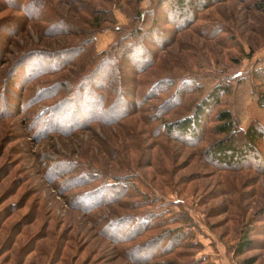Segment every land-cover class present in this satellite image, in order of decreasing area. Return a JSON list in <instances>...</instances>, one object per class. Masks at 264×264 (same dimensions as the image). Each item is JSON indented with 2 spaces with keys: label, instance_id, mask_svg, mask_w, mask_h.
Here are the masks:
<instances>
[{
  "label": "rangeland",
  "instance_id": "obj_1",
  "mask_svg": "<svg viewBox=\"0 0 264 264\" xmlns=\"http://www.w3.org/2000/svg\"><path fill=\"white\" fill-rule=\"evenodd\" d=\"M49 1L71 29L42 33L29 22L0 44V264H247L249 259L264 264V166L222 169L205 156L208 143L222 137L210 131L213 122L196 148L158 129L191 115L217 83L230 85L231 93L216 110L230 109L242 129L254 121L264 127V110L257 102L264 87L251 75L264 58V13L247 1L223 0L203 10L189 27L161 21L164 31L153 37L154 45L146 41L144 60L123 67L124 97L131 95L130 104L120 103L112 111L109 94L101 108L96 97L89 104L83 98L71 104L76 89L40 101L39 95L53 92L47 80L77 84L88 72L77 75L72 63L61 74L28 81L31 66L16 60L28 50L78 45L83 39L79 33L89 28L88 10L98 16L111 9L118 25L129 30L140 24L129 18L132 6L128 0ZM157 1L141 0L138 6L152 9ZM12 13L5 10L0 20ZM105 31L97 36L96 51L107 52L116 40L112 30ZM110 67L112 63L88 85L104 84L112 94L118 84ZM58 103V113L68 109L70 126L55 129L46 120ZM243 143L238 140V147ZM105 184L124 186L126 195L83 208L112 195ZM136 199L143 201L137 200L140 207ZM158 213L171 223L155 222L159 228L137 237L140 226L126 232L130 219L117 222ZM165 229L172 235L190 231L191 245L198 247L181 246L165 254L172 247L159 238ZM246 232L252 248L235 255Z\"/></svg>",
  "mask_w": 264,
  "mask_h": 264
},
{
  "label": "trees",
  "instance_id": "obj_2",
  "mask_svg": "<svg viewBox=\"0 0 264 264\" xmlns=\"http://www.w3.org/2000/svg\"><path fill=\"white\" fill-rule=\"evenodd\" d=\"M140 1L141 0H128V3L132 6L133 11V14L131 13L129 18H134L133 21L140 22L139 25L130 27L129 30H127L128 26L118 25L115 15L111 9H104V11L100 12L101 14L98 16H93V12L88 10V16L92 18L88 17L87 19V21H89V28L79 33L83 39L78 45H71L70 47L63 49H53L52 51L46 49H33L28 50L21 56L19 55L16 60V64L24 62L21 63V65L24 66L27 63L31 66L30 77H27L28 81L33 80L39 75L54 76L56 74H61V72H63L67 66L72 63V65L76 68L75 73L77 75L88 72L87 75L80 76L77 84H74L72 80H47V84H50L48 85V90L53 89V92L52 94L39 95V100H53L56 96H60L61 92L68 93L69 90L76 89V99L69 100L73 105L77 103L79 98H83L81 102L89 104V102L92 103L96 97L99 98V103L97 104V101H94V103L101 108V105H105L107 103V95L105 94H109L112 98H114L113 101L108 103L110 107L109 109L112 111H114L120 103H124L126 105L130 104V100L127 98L131 95L124 97V94L127 92V87L124 86L125 79L123 77V67L125 66V62L126 64L131 63L132 66L135 67L136 65L133 61L144 60L146 53L149 51L146 49V41L148 40L150 45H154L156 41L153 37L158 39L160 36L159 34L164 31L163 24L160 22L167 19L171 24H173L174 28L189 27L198 18L203 10L223 0H158L152 9L145 10L138 6ZM241 1H247L252 9L264 13V0ZM6 8L12 10L13 13L9 18L0 20V34H3V37H5L4 39L0 38V44L6 38L9 39L10 35H14L18 29L27 25L29 22L37 23L38 25H36V28L42 33L45 31L53 34L54 31L58 32V28L61 29L64 26L70 29L72 28L71 23H69L67 19L62 16V13L56 10V6L49 0H0V13L8 10ZM80 8L84 9V6L82 5ZM102 22H104L103 25H101ZM105 30H112L115 34L114 40H116L115 42L113 41V45L109 46V50L107 52H105V50L96 51L97 36ZM69 33L72 34L70 31ZM0 52L2 55L3 50L0 49ZM134 58L135 60H133ZM260 62V66L252 69L251 75L257 82V86H259L262 90L264 87V58ZM111 63L113 64V67H110L109 71L114 72L112 80L113 83L118 84V86L114 85L117 89H114L111 94V90L109 91L104 84H99L96 87H93L96 92L98 90L103 93L97 92L96 94L98 95H96L94 93V88L91 86V89L88 84L93 83L94 78L97 77L99 73H104L105 75V69L106 67L111 66ZM41 64L42 70H40ZM149 64L150 62L146 64V67ZM134 70L136 69L134 68ZM134 82H136V79H134ZM134 86V96L136 97V92H138L137 84H134ZM230 93V85L217 83L197 103L191 115H187L172 122H165L163 123V128L162 125H159L158 129L164 131L162 133L168 136V138L177 139L186 143L185 145L190 148H196V145L199 143L203 135L210 129V122H213L214 125L211 127L210 131L215 134H220L222 137L208 143L204 149L205 156L215 161L222 169L236 170L239 167H243L245 169H249L251 166L254 168L263 167L264 127L261 123L254 121L246 129H242L230 109L222 108L216 110L217 106L221 105L224 102V98ZM257 99L258 105L264 110V91L260 92ZM60 109L59 103L54 105L50 109L48 119L46 120V123L58 127L55 129L63 128L67 125L70 126V124L66 123L68 109L58 113ZM75 111L76 116H78V111ZM128 114L130 113H126L125 115ZM74 116L75 115H73L72 118ZM158 119H160V115L158 116ZM240 139L243 140L244 143L242 144V147L239 148L238 140ZM103 186L105 189L109 190L108 192L112 191V195H108L105 199H98L95 202H91L88 205L83 206V208H95L99 205L105 204L106 202L119 199L121 196L126 195L123 194V191L126 190L124 186L116 184H105ZM132 197L137 198L136 195H133ZM92 198L97 199V196L93 195ZM137 200L140 202L142 201L141 199H136L134 202L136 205H134L136 207H140L141 203H137ZM122 219H130L129 222L131 225L130 227H127L125 230L126 232L129 230L135 232L137 227H141V229H138L139 233H136L135 237L139 236L142 231L155 230L156 228H159V225H152L155 222L162 221L165 225L171 223H167L166 219H163L159 213L147 215L144 219L135 218L133 216H129V218H127V216H125L120 220H117V222H120ZM111 221L112 220L106 222L105 224H108ZM163 224H161V226ZM164 231L166 232L165 234L164 232L159 233L160 240H163L169 246L172 245V247L169 248L165 254L173 253L174 250L179 249L181 246H192L194 244V247H198L196 243H192L191 245L192 239L190 231L180 229L175 235H172V232L169 229H165ZM248 235V232L243 233L241 241H239L235 246V255H240L244 251L252 248L253 241L250 240ZM154 239L155 238H152L151 240ZM145 248H147L146 245L142 247L139 246L135 248V251L140 252ZM182 256L189 257L190 254L186 253ZM246 262L247 264H252L255 262V259H249ZM178 264L197 263L191 261L189 263L183 262ZM200 264H202V262Z\"/></svg>",
  "mask_w": 264,
  "mask_h": 264
},
{
  "label": "crops",
  "instance_id": "obj_3",
  "mask_svg": "<svg viewBox=\"0 0 264 264\" xmlns=\"http://www.w3.org/2000/svg\"><path fill=\"white\" fill-rule=\"evenodd\" d=\"M105 32H109V30L108 31H105ZM111 39H112V35H111Z\"/></svg>",
  "mask_w": 264,
  "mask_h": 264
}]
</instances>
